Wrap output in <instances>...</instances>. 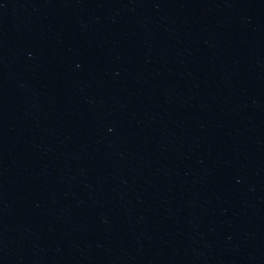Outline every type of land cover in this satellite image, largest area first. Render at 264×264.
Segmentation results:
<instances>
[{
	"label": "water",
	"instance_id": "95a60500",
	"mask_svg": "<svg viewBox=\"0 0 264 264\" xmlns=\"http://www.w3.org/2000/svg\"><path fill=\"white\" fill-rule=\"evenodd\" d=\"M0 264H264V0H0Z\"/></svg>",
	"mask_w": 264,
	"mask_h": 264
}]
</instances>
